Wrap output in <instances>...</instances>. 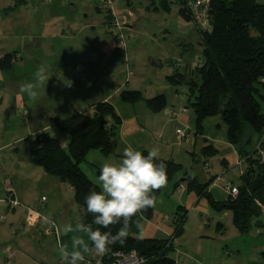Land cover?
<instances>
[{"label":"rangeland","instance_id":"obj_1","mask_svg":"<svg viewBox=\"0 0 264 264\" xmlns=\"http://www.w3.org/2000/svg\"><path fill=\"white\" fill-rule=\"evenodd\" d=\"M10 1L12 7L13 4H18L16 0ZM60 1L59 5L55 4L54 6L45 4L43 0H27V14H21L20 17L13 10H11L13 13L9 14L19 24L18 27L12 28L14 29L12 34H21L23 37L21 41L14 37L12 40L6 41L11 48L10 50H12L10 53L14 50L19 56L17 57L18 60L14 61L12 69L6 71L5 78L0 80V147L8 145V148L0 150V166L7 165L6 158L10 153L14 154L17 151L18 155L22 157L25 150L28 154L27 146L23 140L37 128L49 126L46 133L61 140V144L65 146V143L62 142L68 138L50 125L51 118L62 116L66 112V107L69 112L73 109L85 112L87 109L86 112L88 113L86 114H90L88 107L91 104L99 103L103 100L102 98L108 97V103L124 120L132 116H136L138 120V126L131 122L128 123L130 120L126 121L123 132L125 138L123 142L121 141L123 144L120 141L118 142V154L123 152L124 145L132 147L151 145L155 147L154 143H165L164 141H158L160 137L164 140L167 139L166 144L171 147L170 150L173 152V160L168 161L180 165L181 170L170 183L162 187V191L156 199L155 210L165 213L169 209L171 211L167 214H171L173 208L177 205L175 200L178 197L177 194L172 196L173 185L184 178L182 177L183 173L196 174L199 179L198 182L204 184L203 177L207 180L209 174H220L222 167L218 157L228 152L225 147L227 130L220 116L217 115L204 120L202 137H194V114L191 108L187 107L186 96L184 95L185 89L183 86L173 87L167 81V78L173 75L176 70L178 73L187 72V68H190V58L193 59V62H197V59L202 58L201 48L198 45L200 42L199 34L192 22L184 21L179 17L178 5L173 4L168 7L169 10H163L160 0H110L112 1L111 10L114 17L118 19V23H121L122 16H126L132 27L130 34L124 35V46H122L118 41L120 33L112 26L114 24L112 22L113 18H108L104 12L100 11L96 15L97 18L91 21L98 22L102 20L104 22L101 32L93 33L90 28L81 32L80 27L83 25V19L85 18V4L87 1ZM88 3L93 8L91 11H94L95 5L97 8L100 4L99 0H96L95 5L92 0ZM51 9L57 17L54 20L57 30L61 29L65 21H68L72 24L77 23L81 31L77 33V29L74 36L71 35L68 41H60L56 38L41 39L39 32L41 31L42 22L40 19L42 16L44 20L49 19L50 15L45 16V10ZM87 18L90 19V16L88 15ZM104 33L111 34L112 38L107 41L99 40L105 38ZM64 34L70 35L68 32H64ZM60 35L62 34L60 33ZM95 36L98 38L96 41L91 42L90 40H93ZM34 38H36L35 41H39L35 46L31 44ZM103 45H112L113 50L118 49V58H116L117 54L114 57L107 58V66L103 67L104 73L99 68L107 55L105 52L100 51V46ZM67 46L72 48L73 53L68 52V55H66L67 49L65 47L67 48ZM81 47H88L87 53H81ZM63 55L68 57L65 58ZM80 56L85 61L78 63ZM107 57H109V54ZM19 58L21 61H19ZM176 63L179 64L178 67L175 66ZM86 65L88 67L85 68V71L91 75L86 77L89 79L87 82L81 80V76L85 77L86 74L78 69V66L83 67ZM41 66L47 67V74L50 76L48 81L38 82L36 80L35 73ZM56 74H60L61 78H57ZM70 76L74 78V81L68 79ZM29 83L33 85L34 96L21 91L22 85ZM123 91H137L146 98L164 95L167 105L174 108V113H178L177 121L171 123L170 133L160 134L156 130L159 126L155 130L148 129L143 115L144 112L149 113L146 112L148 110L145 104L141 102L130 105L122 102L119 95ZM259 103L260 111L264 114V101ZM24 112L26 114H22ZM216 122L220 124V128L217 127ZM140 126L143 129L139 130ZM180 126H187L190 139L196 138L195 146L192 143L185 144L176 140L174 131ZM244 127L245 136V130L249 129L250 126L244 123ZM168 129H170V124H168ZM117 137L119 138V135ZM206 145L215 147L216 149H214L218 154L215 153L209 158L204 157L202 148ZM255 148L253 151L256 154ZM164 156H167V153ZM114 157H102L97 151H91L81 164L83 172L93 184L99 186L96 179V166L100 168L105 162L118 163L119 158ZM8 160L10 159L8 158ZM205 160L211 163L212 166L208 171L203 168V161ZM231 169L224 175V178L237 182L235 177L238 169ZM222 176L221 174L218 178L221 179ZM182 185L186 191V182H182ZM22 187L26 188L29 194L33 190L34 195L31 197L33 204L41 196L47 198L46 210L41 211V214L45 219L54 221L57 228L59 227V221L56 216L65 217V224L75 225L76 214L70 215L67 200H64L61 196H53L51 192L48 193L45 187L41 188L31 182L28 184L23 183ZM211 194L216 202L226 200L225 192L220 188L219 183H216ZM70 203H72V200H70ZM35 210H38V207ZM198 219L199 216L197 217L193 213L185 224V239L188 242L189 253H201L200 250H206L208 253L217 252L220 255L222 254L223 256L218 257L214 264H261L264 261V231L257 233L258 229L255 222H252L247 234H239L232 226L229 212L217 213L208 208V214L204 216V219L208 221H204V223L210 226L208 228L204 227V230L198 229ZM259 221L264 226V214L259 217ZM217 223L222 225L221 235L219 234L216 238L218 242L213 244L212 242L208 244L203 242L200 245V242L195 240L196 237L200 233H213L214 226ZM3 224L5 231H7L5 242L15 251L10 264H61L57 255V246L67 244L71 248L73 237L82 235L72 232L66 238L65 233L60 230L58 241H56L52 236L43 233L41 228L44 224L42 222L36 230L26 227H11L9 217H5ZM164 225H168V222H165ZM84 239H87V237L85 236ZM180 239L181 237L176 239L175 248L179 249V246L182 245ZM203 245H206L207 248ZM185 248V243H183V249ZM226 250L231 253L232 258L230 260L226 258L225 261ZM170 254L169 256L176 257L173 253ZM176 263L179 264L177 260ZM184 263L189 264L186 259H184ZM0 264H4L3 260L0 261Z\"/></svg>","mask_w":264,"mask_h":264},{"label":"trees","instance_id":"obj_2","mask_svg":"<svg viewBox=\"0 0 264 264\" xmlns=\"http://www.w3.org/2000/svg\"><path fill=\"white\" fill-rule=\"evenodd\" d=\"M160 1L163 10H169L168 7L173 5L170 0ZM178 14L184 21L192 22L191 13L184 4L178 5ZM209 21L211 27L208 32L195 28L200 36L198 45L202 56L196 62V67L187 68L184 73L176 70L167 81L173 87L183 86L185 89L187 107L194 114L195 135H202L204 120L219 115L226 126L228 144L238 147L244 123L256 134L264 132V114L260 111L259 103L264 101V6L255 0H210ZM11 65L12 55L0 59L1 70H7ZM119 98L131 105L143 102L151 113H159L167 106L163 95L145 99L140 92L123 91ZM51 123L68 138L67 145L63 147L46 132L27 137L24 143L28 149V161L68 186L74 203L81 211L80 218L91 224L92 216L86 213L83 201L90 190L99 191V188L86 177L80 165L91 151H98L103 157L113 152L115 130L120 120L109 103H98L92 115L73 114L64 119H52ZM216 152L211 145L202 149L206 158ZM255 155L254 151L239 155L243 160V169L238 177V195L235 199L227 196L225 201L216 202L206 193L216 176L200 184L188 172L182 175L186 178V191L203 199L214 212H229L232 226L239 234L249 232L252 222L260 217L264 208V166ZM161 161L167 166L166 185L180 172L181 167L172 161L158 159L157 162ZM98 173L99 170L97 176ZM161 191L162 188L155 190L156 199ZM153 209L154 206L137 213L130 220L129 236L125 242L112 245L107 252L134 251L145 259V264H175L168 255L174 249L172 239L180 236L186 219V213L180 208L173 214L175 221L171 224L172 232L165 240L132 236L137 232L138 220H150ZM92 227L111 231L115 235L121 224L111 225L108 229L94 224Z\"/></svg>","mask_w":264,"mask_h":264},{"label":"crops","instance_id":"obj_3","mask_svg":"<svg viewBox=\"0 0 264 264\" xmlns=\"http://www.w3.org/2000/svg\"><path fill=\"white\" fill-rule=\"evenodd\" d=\"M16 1L18 2V4L17 5L13 4V7H12L10 5V3L12 4V2L10 0H0V59H2L5 55L10 54V55H12V65H13L14 61L18 60L17 57L19 55H17V52L14 50L12 53H10L12 50H10L11 48L9 47V44L6 41L12 40L13 37L15 39H18L19 41H21L23 36L21 34H15V33H14V35L12 34V32L14 31V29H12V28L18 27L19 24L17 22H15V19H12L13 16H11L9 14L16 12L20 16L21 14H27L28 13V8L26 7V1L27 0H16ZM78 1H81V2L87 1V3L85 4L86 5V7H85L86 8L85 18L83 19V25L80 27L82 31L79 30V28H78L79 25H77V23L72 24V23H69L68 21H65V24L62 25L61 29L57 30L58 28H55V24H54V20H56L57 17L55 16L56 14L53 13V11H52L53 9H51L48 11L45 10V16L48 17L50 15L49 19L44 20L43 16L40 19L42 22L41 31L39 32L40 38L41 39H55L56 38V39H59L60 41H68L71 38V35H72V37L74 36V33L77 29H78L77 33H79L80 31L83 32L89 28L92 29L91 31L93 33L101 32V29H103L102 25L104 22L102 20H100L98 22L91 21V20H94V18H97L96 15L98 12H100L98 7L96 8V5H95L96 0H92L94 5H95V7H94L95 13H94V11H91L93 8L88 3L91 0H78ZM44 3L55 6V4L59 5V3H61V1L60 0H54V1L49 0L48 3H46V2H44ZM11 10H13V12ZM88 15L90 16V19L87 18ZM131 28L132 27L130 25L129 34L131 32ZM64 32H66V33L68 32L70 35H65ZM104 32H106V31H104ZM60 33L62 35H60ZM104 36H105V38H101L99 40L107 41L108 39L110 40V38H112L111 34L104 33ZM36 38H34V40L31 42V44H33L34 46L37 45L39 42V41H35ZM97 38L98 37L95 36V38H93V40L91 39L90 41L91 42L96 41ZM100 47H101L100 51L105 52L107 55L109 54V57H107V55H106L104 62H102L101 65H99V68L102 69L103 73H104L103 67L107 66L106 61L109 58L116 56L115 54H117L116 58H118V49L113 50L112 45L111 46H104L103 45ZM65 49H67L66 55H68V52L73 53V51L71 50L72 48L70 46H67V48L65 47ZM87 50H88V47H81V53H83V54L85 52L87 53ZM66 55H63V56L65 58H67L68 56H66ZM87 59H88V57H87ZM19 61H21L20 58H19ZM82 61H85V60L81 59V56H80L78 58V63H80ZM197 61H198V59H197ZM89 62H90V60L88 61V63ZM189 63L193 64L196 62H193V59L190 58ZM12 65L7 70H1L0 69V80H3L5 78V76L7 74L6 71L11 70ZM72 66H73V64H72ZM87 67H88V65L83 66V67L78 66V69H80L79 71H82L83 74H86L85 77L81 76V80L86 81V82L89 81V79L86 77L91 76L89 72L85 71V68H87ZM60 73H63V72H60ZM59 75L56 74V77L61 78ZM68 79H71V81H74V78L71 76L68 77ZM153 97H155V96H153ZM153 97H150V98H153ZM143 98L150 99V98H146V97H143ZM102 99L103 100H101V102H99V103H108V100H109L108 97H105ZM138 103H141V102H138ZM138 103H136V104H138ZM96 104H98V103H96ZM96 104H91L88 107V109H89L88 111H90V114H86V113H88V112H86L87 109L84 112V111H81V110L79 111L78 109L72 108L73 110H71L69 112L68 108L66 107V109H65L66 112L62 116H56L54 118H51V120L52 119H64V118H67L73 114H80V113H83L86 115H92L93 108ZM133 105H135V104H133ZM166 105H167V101H166ZM68 107H69V105H68ZM173 109L174 108L172 106L169 107L168 105L166 106V108L163 111H161L159 113H151L147 109L148 111H146V112H149V113H145V112L143 113L144 120L146 122V124H145L146 127H148V129L155 130L159 126V128L156 130H158V132L160 134L164 135V134L170 133L171 123L174 121H177L176 115L178 114V113H174ZM22 114H26V113L24 112ZM115 114L120 120V125L115 130V147H114L113 152L109 156H115L116 158H120L122 152H121V154H118V149H119L118 142L120 141V143H122L124 141L125 137L123 136V132H124V126L126 125V121L130 120V121H128V123L131 122L132 124H135V125L137 124V126H138V122H137L138 120H137L136 116H132L131 118L124 120V118H122L116 110H115ZM161 118H162V122H161ZM122 119L124 120V122ZM168 124H170V129H168ZM216 124H217V122H216ZM50 125L53 126V124L51 122H50ZM48 127L49 126H45L44 128H37L33 132H31V134L28 137H33L34 135L39 134L41 132H46L47 131L46 129H48ZM186 127L180 126V128H182V129H184ZM217 127L220 128V124H217ZM141 128L142 127L140 126L139 130ZM180 128H177V129H180ZM244 128L245 127L243 125V127H242V138L240 141V146L235 147V146H232L226 142L225 147H226V149H228L227 154L221 155L218 157L219 162H220L221 167H222L220 174L219 173L218 174L217 173L216 174H209L207 176L208 177L207 180L202 175L205 183H207L211 178H215V176L217 179L218 176L221 174L223 175L221 180L225 181L226 179L224 178V175H226L228 173V171H231L232 170L231 168H233V169H238L237 176L235 177L237 182L230 181L228 178H227L228 180H226V181L231 182L234 187L238 186V177L241 175L242 169H243V167H242L243 162L240 164L241 159H240L239 155H243V153H248V154L252 153L254 150V147H256V145L260 142L264 146V132H263V135L262 134L259 135V134H256L251 129V127L250 128L248 127L249 129L245 130L246 132H245V136H244V131H243ZM118 135H119V138L118 137L116 138V136H118ZM189 135H190V133L187 130V135H186L185 139L178 140L176 138V136H175V138L179 142H184L185 144H191L192 143V145L195 146L196 138L202 137L200 135H195L194 130H193V136L196 138L190 139ZM191 136H192V134H191ZM55 139H57V138H55ZM58 141L60 142L61 140H58ZM158 141H160V142L164 141L165 143L164 144L163 143L159 144L158 142L154 143L156 145L155 147L149 145L147 147L137 146V147H133V148L136 150L142 151V152H147L148 150L156 148V149H158V152H159L158 159L165 160V161L173 160L172 159L173 152L170 150L171 147L166 144L167 139L164 140V139H162V137H160ZM210 141H213V140H210ZM23 142H24V140H23ZM62 143H65V146H66L68 143V139L67 140L65 139L64 142H62ZM60 144H61V142H60ZM61 145L63 146V144H61ZM65 146H63V147H65ZM124 147H127V146L124 145ZM4 148H8V145L1 146L0 150H2ZM165 153H167V156H164ZM216 153L218 154V152H216ZM238 153H239V155H238ZM7 157L10 159V160H8V158H6L7 165L6 166H2V165L0 166V199L4 200L3 202H0V215L3 217V219L0 221V261L3 260L4 264H10V260L13 257V255L15 254V251H13L11 246H9L5 242V237L7 236L6 235L7 231H5L6 229H5V226L3 224V220L5 219V217H9L11 227H14V226L18 227V228L26 227L28 229H35L36 230L37 226L26 223V213L28 210L37 209V207H38L40 214L42 213L41 211L46 210L45 203L47 202V198H45L44 196H41V198H44L45 201L41 203L40 202L41 198H39V200L36 201L35 204H33L34 202L31 201V197L34 195L33 190L29 194V191L26 190V188L22 187L23 183L28 184L29 182H31V183L39 185L41 188L45 187L47 189L48 193L51 192L53 196H56V197L61 196V198H63L64 200H67L68 205H69L68 209H69L70 215L76 214L75 224L79 221V219H80L79 217L81 216V211L79 210L78 206L73 201V194H72L71 189L68 186H66L65 184L61 183L57 178L52 177V176L44 173L41 168L33 166L32 164H30L28 161V154L25 150H24V154L22 157H20L18 155L17 151L14 154L10 153ZM0 158H1V156H0ZM0 162H1V160H0ZM114 162H116V161H114ZM210 167H212L211 163H209L207 160L203 161V168L205 170L208 171ZM80 168L83 172V167L81 165H80ZM99 169L100 168H97V166H96V173ZM188 174H191V173H188ZM191 175H193L197 180H199L198 176L196 174H191ZM216 179L207 188L206 193L209 194L210 196L212 195L211 192L213 191V188L216 185V183H219V186L221 188V181H217ZM182 182H186L185 177L183 179H180L179 181H177L178 184L180 183L179 185H177V186H175V184L173 185L172 196L177 194L178 197L175 200V203L177 205L173 208L171 214H167V213H169V211H171L169 209L165 213H160L159 210H155V205H154L152 218L150 220L139 219L138 224L136 226L137 232H135L132 236H134L136 238L148 239V240H165L166 238H168V236H170V234L172 232V225H170L169 221H165L164 217L169 218V217L173 216V214L176 212V210L178 208H180L181 211L186 213V219H185L184 224L182 226L181 234L179 236V237H181L180 243L182 245L179 246L180 247L179 249L175 248V245L177 244V241H176V243H174V245H173L174 249L170 252L171 254L173 253L176 257L173 258V257L168 255L169 258L172 259L175 264H177L176 260L179 262V264H185L184 259H186V262H189V264H214L218 260L217 259L218 257L223 256L222 254L220 255L217 252L208 253V252H206V250L205 251L200 250L201 253L197 252L195 254H192V253H189V248H187L188 242L185 239V224L188 221L189 216L193 213L197 217L199 216V219L197 221V227L199 230H204L203 229L204 227L208 228L210 226V225H207L206 223H204V221L205 222L208 221V220L204 219V216L208 214V208L209 207L207 206L206 202L203 199L197 198L194 193L186 192L184 186L182 185ZM96 186L100 190V187L98 185H96ZM225 195L227 198L226 193H225ZM211 198L213 199L212 196H211ZM8 200L15 202V205L10 206L7 203ZM70 200H72V203H70ZM43 206H44V208H43ZM262 214H264V208H262L261 215ZM159 215H161V217H159ZM261 215H260V217H261ZM41 216H42V214H41ZM52 217H53V215H52ZM56 219L59 221V224H58L59 227L58 228L56 227L57 238H55L53 236L52 237L56 241H58V232H60L61 227L63 225H65V223H66L65 219L66 218L56 216ZM165 222H168V225H164ZM254 222L257 224V225L255 224L256 228L258 229L257 233H259L260 231L262 232V230L264 231V226L259 221V218L254 220ZM54 224H55V222H54ZM55 226H56V224H55ZM140 226L142 228L141 229L142 231L140 230ZM214 229L215 230L213 233L212 232H209V234H201L200 233V235H198L195 240L197 242H200L199 243L200 245H202L203 242H204V244H208L209 242H212V244L218 242L216 240V238L219 236V234L221 235L222 225L220 223H217L214 226ZM68 234L69 233H65L66 238H68ZM183 243H185V246H186L185 249H183ZM203 247L207 248L206 245H203ZM87 254H88V252L83 254L84 257H86ZM230 254L231 253L228 250L225 251V256H224L225 261H226V258L228 260H230L232 258ZM180 256H182V257H180ZM263 263H264V261L261 262V264H263ZM79 264H80V262H79Z\"/></svg>","mask_w":264,"mask_h":264},{"label":"clouds","instance_id":"obj_4","mask_svg":"<svg viewBox=\"0 0 264 264\" xmlns=\"http://www.w3.org/2000/svg\"><path fill=\"white\" fill-rule=\"evenodd\" d=\"M35 77L38 82L48 81L50 76L47 67H39ZM21 91L30 96L35 95L30 83L22 85ZM158 156L156 148L145 154L127 146L118 163H103L96 177L100 190H90L83 201L86 213L92 216V223L87 224L80 218L75 225L68 223L61 227L64 233L82 234L73 237L71 248L67 244L57 246L61 264H79L84 261L83 253L87 252L102 257L112 245L125 242L129 236L130 220L137 213L156 204L155 190L166 183L167 166L162 161L157 162ZM47 222L54 223L50 219ZM93 224L104 229L116 224H121V227L113 235L111 231L93 228Z\"/></svg>","mask_w":264,"mask_h":264},{"label":"built area","instance_id":"obj_5","mask_svg":"<svg viewBox=\"0 0 264 264\" xmlns=\"http://www.w3.org/2000/svg\"><path fill=\"white\" fill-rule=\"evenodd\" d=\"M44 2L48 3L49 0H44ZM175 5L184 4L190 14V17L192 19V23L194 27L200 31V32H208L210 30V21H209V6H210V0H172L171 1ZM256 3H259L264 6V0H255ZM99 7L98 9L106 14L108 18H113L112 22L114 24L113 27L116 28V30L120 33L118 36L119 43L124 46V35H129V29L130 24L127 20L126 16L121 17V23H118V19L114 17L113 11L111 10V3L110 0H99ZM197 63L190 64V68L196 67ZM178 63L175 64V66L178 67ZM186 96V94L184 93ZM185 112V111H184ZM177 116V115H176ZM187 135V128L184 129H176L175 130V136L178 140H182V138L186 137ZM256 152V159L257 161L264 166V146L262 143H258L255 148ZM242 160V159H241ZM240 160V164L243 162V160ZM239 164V163H238ZM217 181H221V188L222 190L227 194V196L230 199H235L238 195L237 187H234L231 182L229 181H222L220 178L216 179ZM41 203L45 201L44 198L40 199ZM4 200L0 199V202H3ZM7 202V201H6ZM10 206L15 205V202L8 200L7 202ZM3 219V217L0 215V221ZM165 221H169L170 225L175 221L173 216L167 218L164 217ZM48 220L45 219L39 211L37 210H28L26 213V223L31 224L34 226H38L41 222L44 224V226L41 228L43 233L47 236H53L57 238V231L56 226L54 223H48ZM171 235V234H170ZM169 237V236H168ZM172 244L176 243V238L172 239ZM80 264H145V259L140 257L136 252L132 251L129 253H121V252H115V253H106L102 257L97 256L94 252H88L87 256L84 257V261H81Z\"/></svg>","mask_w":264,"mask_h":264}]
</instances>
